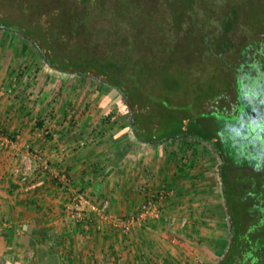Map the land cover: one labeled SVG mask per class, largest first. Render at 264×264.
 Returning <instances> with one entry per match:
<instances>
[{"label":"crops","instance_id":"obj_1","mask_svg":"<svg viewBox=\"0 0 264 264\" xmlns=\"http://www.w3.org/2000/svg\"><path fill=\"white\" fill-rule=\"evenodd\" d=\"M26 53L0 43V264H198L182 244L217 264L224 255L208 253L228 246L230 229L216 206L219 165L213 173L202 156L210 145L172 132L141 141L128 108L108 117L102 85ZM75 193L124 220L162 194V216L128 233L74 224Z\"/></svg>","mask_w":264,"mask_h":264},{"label":"rangeland","instance_id":"obj_2","mask_svg":"<svg viewBox=\"0 0 264 264\" xmlns=\"http://www.w3.org/2000/svg\"><path fill=\"white\" fill-rule=\"evenodd\" d=\"M48 1L0 0V43H8L10 37L12 45H25L27 50L25 63L34 60L45 63L43 54L38 49L40 47L22 31L10 30L2 24H10L14 27L19 25L28 29V22H40L39 19L42 17L47 18L48 6L46 7L45 3ZM75 1L78 0H67L69 4ZM86 2L93 4L92 0ZM100 3L110 12L115 10L117 3V12L126 13L122 20H130L134 26L133 30L137 31V41L145 42L146 48L152 54L165 58L163 63H159L151 60L147 54L146 57L150 60L146 61V69L139 75L140 85L144 84L142 81L146 73L147 77L152 79V84L153 79H157L160 83V90L156 95L153 94L154 91L151 93L148 90L144 91V94H148L145 107L147 118L153 119L154 114H163L161 120L151 125L153 133L166 136L167 132L178 133L189 118L194 124L199 125L200 130L205 132L208 130L209 134L205 137L211 142L217 143L219 139L223 147L220 148L221 153H219L222 154L223 159L224 152L228 155L229 177L233 173L240 177L249 173L254 178L247 184L252 193L247 200L254 198L260 208L256 206L254 209L259 208L256 212L246 200L239 208L243 214L241 217L246 216L244 218L247 220L248 228L263 227L264 212L261 210L264 202L259 196L264 188L259 186L262 188L261 191L258 189L255 191V188L258 183L259 185L264 183V117L256 109L253 110L256 107L254 102L256 92L253 93L252 98L244 99L242 94L244 87L240 85L239 79L235 82L234 78L233 86L230 85L234 75L240 71L238 49L233 50L232 47L220 54L217 53L215 44L219 34L228 37L229 44L233 39L243 41L251 38L250 32L264 21V0H126L124 5L119 0H97V5H101ZM190 4L194 6L193 10H190ZM88 10L91 15L99 16L90 17L88 14H81V17H85L86 34L91 36L86 37L84 41L89 46L95 45V41L97 45L100 44L98 53L105 54L107 51L119 50L121 45L111 39L106 41L104 37L108 26L104 18L106 17L107 22H111L110 15L105 14L101 8L89 7ZM255 11L256 13L260 11L259 16L255 15ZM64 14L69 18L75 16L69 9H65ZM119 22L120 30L126 31L124 24ZM206 32L211 35L212 40L208 49L204 40ZM260 35L264 38V29L260 31ZM252 38L257 39L254 35ZM232 44L235 46L234 43ZM97 45L96 48L99 46ZM158 51L165 54L159 55ZM85 76L95 85H102L103 93L108 96L105 107L109 114L113 115L118 108L127 109V101L120 93L103 84L92 71L87 72ZM121 83L125 85V81ZM141 89L145 90L144 85ZM137 92L138 95L143 94L140 89ZM260 93L262 92L259 89ZM253 112L257 114L251 115ZM261 120L263 123H258ZM128 122L131 123V116ZM227 125H233L235 128L229 129ZM208 149L209 153L202 152L204 163L206 160L208 164L211 160L214 162L213 169L211 168L213 173L214 171L217 173L215 169L218 163V174H220L221 155L219 156L210 146ZM209 154H212V157ZM204 170H206L205 166ZM220 175L215 189L218 201L216 206L219 213L222 212L221 218L228 230L231 227L230 219L224 206L222 194L224 183ZM226 187L228 190L231 189L229 185ZM246 193L248 192H242L243 197H239L238 201L245 199ZM253 194H256V198ZM251 211H253V219L249 215ZM228 232L230 243V230ZM255 235L250 234L251 238ZM228 246L221 248L215 256L209 253L208 255L215 262L219 261L225 255Z\"/></svg>","mask_w":264,"mask_h":264},{"label":"trees","instance_id":"obj_3","mask_svg":"<svg viewBox=\"0 0 264 264\" xmlns=\"http://www.w3.org/2000/svg\"><path fill=\"white\" fill-rule=\"evenodd\" d=\"M119 1L124 5L126 0ZM92 3L91 5L88 4L86 0H78L73 4H69L67 0H49L45 3L46 7L48 6L47 18L45 19L42 17L39 19L40 22H28V29L23 26L18 25L14 27L4 23L2 26H7L10 30H16V32L22 31L23 34L28 35L33 41H36L40 47L38 49L41 51V54H43L42 56L45 63L52 69L80 76H85L87 72L92 71L99 80L101 79L103 84L109 85L115 92L120 93V95L126 99L127 108L131 113L130 124L133 126L136 138L144 142H154L160 133L159 135L153 133L151 125L153 126L161 120L163 114H154L155 116L153 119H151V117L147 118L148 113L145 107L147 106L148 94H144V91L148 90L149 93L154 91L153 94L156 95L160 90V83L157 79H153L154 83L152 84V79L148 78L146 73L142 81L145 87V90H143L141 89L143 85L139 83V75L141 72L145 71L146 61L150 60L149 58L155 60V62L159 61V63H163L165 58H162V56L160 58L159 56L157 57L156 54H152L146 48L145 42L137 41V31L133 30L134 26L130 20H122L124 16H126V13L117 12V3H115L116 8L112 12L106 9L102 3H100L101 5H97V0H92ZM89 7L95 9L101 8L105 14L107 13V15H110L112 19L111 22H107L106 17L104 18L105 23L108 25L104 37L106 41L107 39H111L118 45H121L119 50L107 51L105 54L102 52L98 53L97 51L100 44H98V46L95 41V45L89 46L87 42L84 41L86 37L90 38L91 36L90 34H86L85 17H81V14H88L90 17L99 16L98 14L91 15L88 10ZM193 7L194 6L190 4V10H193ZM65 9H69L71 14H74L76 17H66L64 14ZM259 12L256 13L255 11V15L259 16ZM119 21H125L122 23L126 27V31L120 30V26L118 27V25H121ZM263 29L264 21L250 32V35L252 37L253 35L256 36L257 39H253L252 37L243 41L233 39L230 44L227 39L228 37L219 34L217 35V43L215 44L217 45V53L220 54H223L232 47L233 50L238 49V55L240 56V71L238 74L234 75L233 80L230 82L231 84H229L233 86L234 78L235 82L239 79L240 85L244 87L242 92L244 99L252 98L253 93L256 92L257 94L254 96L256 107H254L253 110L256 109L257 112H260L262 117H264V38L261 37L260 31H263ZM210 37L211 35L206 32L204 40H206L207 49L210 41H212ZM204 40L202 42H204ZM232 43H234L235 46ZM96 45L98 46L97 48ZM157 53L159 55L165 54L162 51H158ZM147 54L149 58L146 57ZM258 77L261 78L259 79ZM122 81H125V85L121 83ZM138 89L142 90L143 94L138 95ZM259 89L260 92H262L260 94ZM155 108L158 111V107L156 106ZM257 112H253L251 115L257 114ZM251 115H249V117ZM108 117L110 118V114ZM263 122L262 120L258 121V123ZM226 127L229 129L235 128L233 125H227ZM208 134V130H206V132L205 130H200L199 125L194 124L193 121L188 118L183 129L178 133H171L169 138L185 136L204 142L210 145L219 155L221 153L220 148H223L221 147L220 140L218 139L217 143L211 142V140L205 137ZM220 155L222 160L220 174L224 183L222 194L226 213L230 219L231 238L225 255L217 264H264V229L261 227L248 228L247 220L244 218L246 216H242V218V211L232 204L236 199L234 197L235 193L233 189L228 190L226 187V185H229L230 188L232 187L228 184L230 172L228 167L229 163L227 162L228 155L224 152V159L222 154ZM229 204L233 205V208L228 209L227 205ZM250 218L253 219V216L251 215ZM251 233L256 234L254 238H251ZM176 244L181 243L176 242ZM181 246L194 257L198 264H213L193 248L184 244Z\"/></svg>","mask_w":264,"mask_h":264},{"label":"built area","instance_id":"obj_4","mask_svg":"<svg viewBox=\"0 0 264 264\" xmlns=\"http://www.w3.org/2000/svg\"><path fill=\"white\" fill-rule=\"evenodd\" d=\"M46 132V131H44ZM80 146H83L81 141ZM36 160L41 158L38 155H33ZM21 182L26 183L27 178L22 176ZM163 199L162 194L150 197L139 208V211L133 217L124 220L115 218L107 213V202L100 205L93 204L84 194L75 193L70 196L69 204L65 208L69 220L74 224L89 223L94 221L108 222L112 227H121L123 233L132 231L135 227L147 225L150 221L158 220L162 216V211L159 208L160 201ZM170 225H174L173 220H169Z\"/></svg>","mask_w":264,"mask_h":264},{"label":"flooded vegetation","instance_id":"obj_5","mask_svg":"<svg viewBox=\"0 0 264 264\" xmlns=\"http://www.w3.org/2000/svg\"><path fill=\"white\" fill-rule=\"evenodd\" d=\"M230 174V173H229ZM243 177V178H242ZM242 177H240L239 175H234V173L232 174V175H230V177L228 178V184H230L232 187H231V189H233V192L235 193V200H234V202L232 203L233 205H235V206H237L238 208H240L241 207V205L242 204H244V202L247 200V197L249 196V195H251L252 196V193H250V190L248 189L249 187H248V185L247 184H249L250 182H252L253 181V177H252V175L251 174H246V175H244V176H242ZM262 187V188H264V183H262L261 185H259V183L256 185V188H255V191H256V189H258V191H261L260 189H262V188H260V187ZM247 189H248V191H247ZM263 192H262V194L259 196V198L260 199H262V201L264 202V190H262ZM242 192H248V193H246V195H245V199H241L240 201H238V199H239V197H243V196H241L242 194ZM240 195V196H239ZM254 195V197L256 196V194H253ZM256 198V197H255ZM248 201V203H249V206L251 207V208H255L256 206H258L259 208H260V206L258 205V204H256V203H258V201L256 202L255 200H254V198H252L251 200H247ZM233 205H227V208L228 209H231V208H233ZM258 208V209H259ZM258 209L256 210V209H254V210H256V212L258 211ZM261 212H264V204H263V207H262V210H261ZM250 215H252L253 214V211H251L250 213H249ZM263 219V218H262ZM263 225V227H261L262 229H264V223L262 224Z\"/></svg>","mask_w":264,"mask_h":264}]
</instances>
